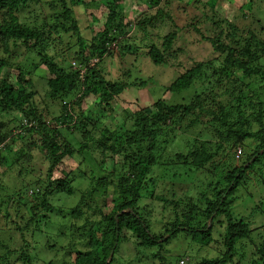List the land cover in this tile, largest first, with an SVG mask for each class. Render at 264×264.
Segmentation results:
<instances>
[{"label":"trees","instance_id":"trees-1","mask_svg":"<svg viewBox=\"0 0 264 264\" xmlns=\"http://www.w3.org/2000/svg\"><path fill=\"white\" fill-rule=\"evenodd\" d=\"M40 1L44 0H0V48L4 55L0 57V174L7 160L5 152L12 150L15 139L26 135L30 138L25 148L10 151L15 163L30 158L29 149L41 147L48 162L45 179L35 182L33 201L26 199V202H34L32 211L39 212L40 208L45 218L54 210L51 197L57 193L71 195V182L76 179L74 170L80 171L78 165L62 171L64 176L53 177L64 158L75 161L77 153L87 154L94 147L102 156L101 170L106 159H114L117 154L123 158L119 167H112L117 172L105 171L108 175L97 177L95 186L86 190L70 209L76 224L70 229L72 238L68 240L67 252L64 248L69 259L58 264H113L119 253L129 251L130 246L141 253L146 249L155 250L153 255L161 259L160 264H165L161 250L178 233L213 249L217 248L216 244H222L223 252L219 256L202 257L192 264H264V242L258 247L254 245L250 239L251 224L246 218L235 217L232 206L237 199L235 193L237 195L247 183V170L264 158V39L234 21L213 18L214 32L204 38L217 57L196 62L163 87V95L179 99L177 102L159 96L151 105L125 113L122 122L115 124L114 131L107 126L98 129L97 122L106 119V115L98 116L101 107V110H110L116 96L132 87L144 88L150 81V77L109 80L104 75L103 60L113 57L114 48L120 54H135L137 49L129 43L128 37L136 36L135 32L146 36L149 26L170 19L163 5L171 0H137L146 8L156 7V11L154 15L135 17L134 24L124 12V0H103L106 10L103 26L89 40L81 34L67 0H57L56 6L60 9L48 18L38 13L36 19H41V23L30 24L24 20L27 9L36 8L39 12ZM75 1L87 6L86 0H71ZM217 1L207 0L206 4L213 8ZM252 3L249 0L246 5L240 4L239 11L244 17L248 12L253 13ZM175 39L176 32L170 31L161 37V43L147 45L146 55L151 62L165 65ZM39 67L45 68L49 75L47 97L60 104V112L51 120H46L34 103L36 92L32 88L31 74ZM4 69L14 70L16 75L3 76ZM185 92H191L187 102ZM90 97L95 107L83 106ZM72 106L78 108V116H74ZM5 113L20 116L17 133L6 129L2 117ZM185 117L190 118L188 126L206 122L205 133L217 137L218 142L214 150L205 144L190 150L182 165L193 172L192 181L187 184L184 197L176 198L174 193L167 197L153 191L156 178L152 177L153 168L158 166L156 162L165 147L174 141L177 125ZM62 130H65L64 135ZM34 134L37 139L33 138ZM66 134L74 135L76 146ZM246 140L254 145L242 165H228L218 172L217 180L212 179L214 170L210 164L220 154L226 155L224 142L235 147L244 146ZM172 176L175 178L177 174ZM92 195L110 196L106 206L105 202L102 205L105 211L96 203L87 202ZM147 195L164 207L176 208L175 218L164 223L161 231L151 228L145 206H141ZM95 211L98 215L91 216ZM29 224L27 221L25 227L18 226V229L21 233L27 231ZM218 228L220 240L214 236ZM22 239L25 241L24 237ZM45 245L47 247V243ZM54 247L52 244L47 248ZM0 248L7 252L0 254V264H12L15 252H18L15 260L19 263L34 264L28 243L15 251L0 241Z\"/></svg>","mask_w":264,"mask_h":264},{"label":"rangeland","instance_id":"rangeland-1","mask_svg":"<svg viewBox=\"0 0 264 264\" xmlns=\"http://www.w3.org/2000/svg\"><path fill=\"white\" fill-rule=\"evenodd\" d=\"M73 9V16L76 17L78 25L81 29V34L86 39L97 33L103 26V21L106 16V10L103 7V0H97L95 4L91 0H86V5L80 1L67 0ZM207 0H171L167 5H163L164 13H168L170 19L156 22L155 26L148 27V35L142 32H135L136 36L128 37L129 43H133L136 47V53L117 52L114 48L113 57H108L103 60L102 66L104 75L109 80L124 79L129 80L147 79L150 81L144 88L137 89L136 87L129 88L116 96L111 104V109L104 111L99 109L98 116L106 115L105 122H97L98 129L107 126L109 130L114 131L115 124L121 123L123 115L130 114L140 107L151 105L157 97H165L168 100L178 101L171 96L163 95V87L168 85L176 76L182 73L185 69L190 68L196 62L208 61L217 57L211 44L204 38L211 36L214 32L212 20L228 19L236 22L244 30H253L264 39V0H252L250 5L253 13L248 12L244 17L239 11L240 4H245L249 0H218L215 7L206 4ZM57 0H44L39 2V12L36 8L27 9L23 14L24 20L30 24L41 23V19H36L38 13H44L43 16L50 17L55 10L60 8L56 6ZM123 9L127 14V18L134 24L136 19L144 15H154L156 7L146 8L137 0H124ZM22 17V16H21ZM136 17V19H135ZM134 31V30H133ZM170 31L176 32V39L170 49V57H167L165 65H156L151 62L146 55L147 45L152 42L161 43V37ZM134 33V32H133ZM131 35V32L129 33ZM127 42V41H126ZM114 47V46H112ZM3 52L0 48V57H3ZM68 56V61L72 59ZM207 65L204 66V68ZM209 73V72H208ZM3 76H15L16 71L10 72L4 69ZM205 74H203L204 76ZM48 72L43 67L35 69L32 74L33 90L36 92L34 103L38 111L46 118L51 120L60 112V104L57 101L50 100L46 94V79ZM128 80V81H129ZM139 81V80H137ZM191 92L183 93L184 101L189 100ZM169 97V98H168ZM92 97L85 100L83 106L95 107ZM74 116L79 115V110L76 106H72ZM249 109H246V113ZM97 108L95 109V115ZM3 120L6 122V129H11L17 133L20 116L16 113L3 114ZM189 117L181 118L177 125V130L174 135V141L171 142L163 150L162 155L156 162L157 167L153 168L154 179L153 191L164 194L170 197L172 193L176 198L184 197L183 193L190 184L193 177V172L187 171L182 165L184 159L189 156L190 150L200 148L205 144L208 149L214 150L218 142L217 137H209L205 133L206 122L195 123L188 126ZM11 120V121H10ZM257 125L254 124V128ZM63 135L65 134V130ZM71 132V131H70ZM72 139L76 146L73 134H66ZM37 139V135H33ZM29 136L22 139H15V143L11 144L12 150H7V160L1 166L0 174V241L4 243L9 250L19 251L20 246L28 243L30 253L32 255V263L34 264H58L62 260L69 259L67 252L68 240L71 239V226L76 224V220L70 215V209L74 207L80 200L86 190H90L95 186L96 178L106 172L113 171L112 167H119V162L122 161V155H115L113 158H108L102 163V169L99 168L101 154L92 147V150L87 154L77 153L75 159L64 158L62 163L54 170L53 177L64 176L62 171L75 169L79 165V170H74L76 179L71 182L73 193L66 195L64 193L54 194L50 203L54 207L51 213L46 214L39 208V212H33L32 207L34 202H26V199L33 201L32 191L36 189L35 182H42L45 179L48 162L44 156V150L41 147L32 148L30 150V158H24L18 163L13 162L14 155L10 151L17 148H25L29 142ZM245 141L244 146L229 147L224 142L226 155L220 154L210 164L213 171V178L217 180L218 172L225 170L228 165L240 166L247 154L253 151V142ZM248 147H247V146ZM239 149L242 152L238 154ZM238 155V156H237ZM99 160V161H98ZM78 163V164H77ZM248 163L244 166L247 167ZM106 171V172H105ZM177 176L173 178L172 174ZM113 175V174H111ZM161 175H164L161 176ZM159 176V177H158ZM247 184V185H246ZM244 184L241 190L235 193L237 199L232 203L233 212L236 217L246 218L251 224V241L256 247L264 242V158L262 162L254 168L247 170V183ZM247 186V188H245ZM89 196L86 198L88 199ZM171 199V198H170ZM110 200V196L104 198L91 196L87 200L89 204H97L99 208ZM145 206V215L149 219L151 228L154 231H161L163 224L168 220L175 218L174 208L172 205L163 204L148 195L141 201V206ZM91 216L98 215L97 211ZM181 213V212H180ZM27 221H30L28 230L23 231L19 227H25ZM79 222V221H78ZM31 230V231H30ZM32 230L36 232L33 233ZM48 230V231H47ZM214 231L216 239L220 240V234ZM26 241H23V238ZM249 240L248 242L251 243ZM25 242V243H24ZM246 242V248H248ZM54 244V249L46 247ZM217 248L211 246H203L200 243L191 239L183 233H178L176 238L170 239L165 245L164 250H161L165 257V264H192L197 262L202 257H215L223 252L221 243L216 244ZM64 248L66 249L64 252ZM72 250L75 247L71 246ZM129 251L120 252L113 264H160L161 259L154 256L155 250L146 249L143 253L136 251L133 247H129ZM7 253L3 248H0V254ZM12 256V264H21L15 260L18 252ZM128 258H130L128 260Z\"/></svg>","mask_w":264,"mask_h":264},{"label":"built area","instance_id":"built-area-1","mask_svg":"<svg viewBox=\"0 0 264 264\" xmlns=\"http://www.w3.org/2000/svg\"><path fill=\"white\" fill-rule=\"evenodd\" d=\"M71 64H72L73 66L76 65L74 61H72ZM238 154H240V149H239V151H238ZM237 156H238V155H237Z\"/></svg>","mask_w":264,"mask_h":264}]
</instances>
